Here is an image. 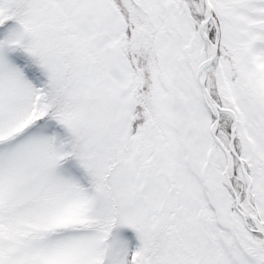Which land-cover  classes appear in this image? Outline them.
<instances>
[{"label":"snow or ice","instance_id":"snow-or-ice-1","mask_svg":"<svg viewBox=\"0 0 264 264\" xmlns=\"http://www.w3.org/2000/svg\"><path fill=\"white\" fill-rule=\"evenodd\" d=\"M0 264H264V0H0Z\"/></svg>","mask_w":264,"mask_h":264}]
</instances>
